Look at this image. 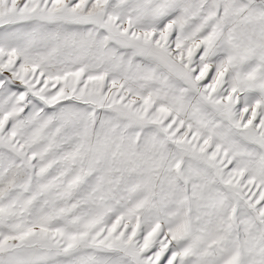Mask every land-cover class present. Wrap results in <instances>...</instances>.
<instances>
[{
    "label": "snow or ice",
    "instance_id": "snow-or-ice-1",
    "mask_svg": "<svg viewBox=\"0 0 264 264\" xmlns=\"http://www.w3.org/2000/svg\"><path fill=\"white\" fill-rule=\"evenodd\" d=\"M0 264H264V0H0Z\"/></svg>",
    "mask_w": 264,
    "mask_h": 264
}]
</instances>
